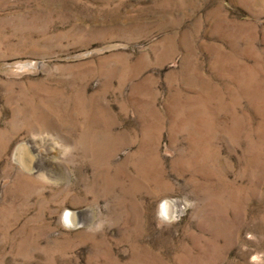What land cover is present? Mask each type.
<instances>
[{"label":"rangeland","instance_id":"rangeland-1","mask_svg":"<svg viewBox=\"0 0 264 264\" xmlns=\"http://www.w3.org/2000/svg\"><path fill=\"white\" fill-rule=\"evenodd\" d=\"M0 264H264V0H0Z\"/></svg>","mask_w":264,"mask_h":264},{"label":"bare ground","instance_id":"bare-ground-1","mask_svg":"<svg viewBox=\"0 0 264 264\" xmlns=\"http://www.w3.org/2000/svg\"><path fill=\"white\" fill-rule=\"evenodd\" d=\"M20 159H21V157H19ZM168 203H164L163 205H162V212H163V214L165 215V216H168V205H167ZM68 220L69 221H71L72 220V218L70 217V216H68ZM75 220V219H74Z\"/></svg>","mask_w":264,"mask_h":264},{"label":"clouds","instance_id":"clouds-1","mask_svg":"<svg viewBox=\"0 0 264 264\" xmlns=\"http://www.w3.org/2000/svg\"><path fill=\"white\" fill-rule=\"evenodd\" d=\"M67 218H68V212L66 211V212L63 214V217H62V224H63L64 226H67V224H68V220H67Z\"/></svg>","mask_w":264,"mask_h":264}]
</instances>
